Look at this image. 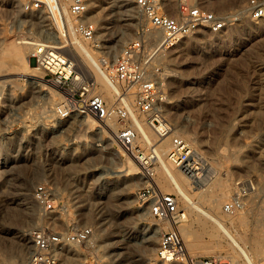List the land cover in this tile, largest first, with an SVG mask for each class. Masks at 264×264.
I'll list each match as a JSON object with an SVG mask.
<instances>
[{
  "label": "rangeland",
  "instance_id": "rangeland-1",
  "mask_svg": "<svg viewBox=\"0 0 264 264\" xmlns=\"http://www.w3.org/2000/svg\"><path fill=\"white\" fill-rule=\"evenodd\" d=\"M95 1L91 17L97 20L99 39L108 47L115 45L112 52L120 51L147 24L134 0L128 4ZM248 1L210 0V9L231 19L221 33L205 29L185 37L159 61L172 102L166 111L169 145L173 136L182 135L207 160L203 176L208 177V187L194 191L191 182V202L220 215L259 264L264 263V18L249 15ZM38 26L36 18L24 13L14 0H0V81L18 77L7 90L0 82V254L23 255L27 261L34 253L32 230L66 231L79 224L93 225L96 234L86 244L64 248L63 256L68 250L73 252L76 264H178L164 262L158 254L161 231L174 223L158 221L147 204L138 201L136 194L145 184L138 161L106 130L101 132L98 122L90 127L77 116L59 124L56 107L63 98L43 69H39L43 79L37 87L17 75L27 69L22 58L29 52L18 40L38 32ZM124 27L129 34H122ZM31 59L37 67L36 58ZM44 92L55 99L52 109ZM104 93L111 95L112 90ZM151 134L156 145L163 141ZM111 147L119 150V166L128 169L130 158L137 162L140 173L116 174L120 167L113 163ZM158 175L163 191H177L163 173ZM248 178L254 186L247 191L243 207L228 214L225 204ZM40 183H48L55 192L56 209L51 212L33 195ZM191 202L181 200L180 206H187L191 214L184 226L177 225L189 253L194 257L221 254L227 260L233 255L238 264H246L216 223L195 210ZM197 219L204 222V228ZM12 231L21 238H9ZM125 231L132 237L128 242L122 238ZM149 240H155L154 249L146 248ZM65 261L62 259L63 264H71Z\"/></svg>",
  "mask_w": 264,
  "mask_h": 264
},
{
  "label": "built area",
  "instance_id": "built-area-1",
  "mask_svg": "<svg viewBox=\"0 0 264 264\" xmlns=\"http://www.w3.org/2000/svg\"><path fill=\"white\" fill-rule=\"evenodd\" d=\"M91 0H17L16 6L36 18L39 31L26 33L28 56L36 58L62 100L56 107L58 118L77 116L94 118L103 129L140 164L145 184L136 197L146 203L151 215L176 226L186 220L177 191H163L157 181L158 149L155 143L142 139L138 120L144 119L156 135H170L166 109L171 96L165 84V69L159 58L177 47L183 38L201 30L219 33L231 20L210 9V0H134L146 26L127 41L120 51L112 52L102 45L98 24L89 17ZM246 10L253 19L264 18V0H249ZM154 34L160 35L156 37ZM91 52L96 58L91 59ZM94 55V54H93ZM87 69H97L99 78ZM112 94H103V80ZM157 130V131H156ZM182 135L172 137L169 159L194 185H200L203 163L207 160ZM250 185H242L224 206L228 214L243 207ZM36 201L46 210L55 207V192L48 183L33 191ZM93 225L73 224L66 231L36 228L31 231L34 253L25 264H63L59 256L68 244L82 245L94 237ZM158 254L167 263L231 264L221 254L192 256L181 232L171 226L160 233ZM1 264V263H0ZM264 264V263H259Z\"/></svg>",
  "mask_w": 264,
  "mask_h": 264
},
{
  "label": "bare ground",
  "instance_id": "bare-ground-1",
  "mask_svg": "<svg viewBox=\"0 0 264 264\" xmlns=\"http://www.w3.org/2000/svg\"><path fill=\"white\" fill-rule=\"evenodd\" d=\"M15 1V3H17V0H14ZM95 1V0H94ZM94 1L93 0H91L90 1V11H89V17L90 18H92L91 16H93L92 15V13H94L95 12V10L93 9V8H91V7H93L92 6V4H95L94 3ZM98 0H96L95 2H97ZM117 1V0H116ZM122 1H124L125 2V4L127 3H132L131 2V0H122ZM121 1V2H122ZM214 1V0H213ZM120 2V1H119ZM211 4V3H210ZM212 5V4H211ZM213 5H214V3H213ZM98 8V7H97ZM215 8V7H214ZM92 9L94 10L93 12H92ZM216 11V10H215ZM217 12V11H216ZM97 14V13H96ZM94 17V16H93ZM234 18V17H233ZM242 18V17H241ZM92 20H94V22H97V20H95L94 18H92ZM100 23V22H99ZM104 23V22H103ZM102 24V23H101ZM233 25V24H232ZM34 26V25H33ZM121 31H123V35H127V34H129V28L128 27H124V30H123V28H121ZM99 32V31H98ZM97 32V33H98ZM221 33V32H220ZM219 34V33H218ZM156 37H159L160 35H158V34H154ZM193 36V35H192ZM20 43H22V44H25L26 46H28L26 43H24V41H21ZM105 43H106V41L104 42H102V45H105ZM23 48H24V46H23ZM110 50L112 51V50H115V45H110ZM25 54V53H24ZM94 54V55H93ZM93 54H92V52H91V59L93 60V59H95L96 58V53H94L93 52ZM32 57H29L28 55H26V56H24V59L22 58V60L25 62V64L24 65H26L27 67V69H25V71L23 70L22 72H20V73H17V75L18 76H24V77H26V80H28L29 81V83H30V85L32 86V87H37V86H39L40 85V83H42L41 81V79H43V77L41 76V74H39L40 73V71H39V67H33V65H32V59H31ZM261 65V64H260ZM262 66V65H261ZM263 67V66H262ZM259 68H261V67H259ZM95 74H96V76L98 75V78H99V71L97 70V69H91ZM174 73V72H173ZM170 75V74H169ZM7 77V76H6ZM18 77H10V78H5V79H3V80H1L0 82L2 83V86H7V88H6V90L8 89V87H9V85H12L13 83H14V80L15 79H17ZM102 80H103V82H102V84H103V94L107 97V96H110V95H108V94H106V93H104V92H110L111 90H112V88H111V86L105 81V79L104 78H101ZM47 87V86H46ZM51 87V86H50ZM47 89H48V87H47ZM53 89V88H52ZM9 91V90H8ZM8 91H7V94H8ZM39 91V90H38ZM0 93H2V92H0ZM6 94V93H5ZM54 94H55V90H54ZM10 95V94H9ZM43 96L47 99V101H46V104L48 105V107L49 108H51V107H53V105H55L56 103H55V99H53V100H51V97H50V99H49V95H48V93L47 92H44L43 93ZM60 96H62V95H60ZM33 97V96H32ZM1 98H3L2 96H1ZM0 98V99H1ZM58 100V99H57ZM4 102V101H3ZM2 102V103H3ZM176 104V103H175ZM264 105V104H263ZM262 106V105H261ZM262 108H264V106H262L261 107V109ZM52 109V108H51ZM170 109V108H169ZM168 110V108L166 109V111ZM264 110V109H263ZM169 111V110H168ZM81 120V119H80ZM57 121H58V123L59 124H63L64 122H65V120H63V119H60V118H57ZM82 121H84L86 124H88L90 127H92V126H95L96 125V123L98 122L96 119H94V118H91V117H87V116H83L82 117ZM99 124V123H98ZM138 124H139V126H140V129H141V133H142V139L144 140V141H146V142H150V143H153L152 142V138H154L152 135L153 134H151L152 132L154 133V135H156L155 134V130H154V128L153 127H151V125L149 124V122H147V121H145L144 119H141V120H138ZM29 125V124H28ZM88 126V127H89ZM99 126V125H98ZM89 127V128H90ZM97 128V127H96ZM150 128L153 130H150ZM94 129V128H93ZM150 131H152V132H150ZM157 131V130H156ZM110 136V135H109ZM108 136V137H109ZM111 137V136H110ZM8 138L10 139L11 138V136H8ZM163 138V141L159 144V145H157V149H158V162H159V165H158V168H157V172H158V174H160V173H163L164 175H165V180H169V181H171L172 182V184L174 185V187H175V189L177 190V192H178V194L180 195V197H181V199H183L184 201H192V196H193V192L191 193V191H190V189H189V187L188 186H191V181H190V179L183 173V171L180 169V168H178L177 166H175L172 162H171V160H169V154H168V152H169V148H170V145H169V141H168V139L170 138V135H168V136H166V137H162ZM108 141V140H107ZM110 141V140H109ZM112 142V141H111ZM156 144V143H155ZM247 145V144H246ZM252 146V145H251ZM191 147H192V145H191ZM85 148V147H84ZM112 148V154H113V156H112V159H113V163L117 166H119L120 164H118V162H116V159L119 157V150H117V148H115V147H111ZM261 151V150H260ZM165 152L167 153V155H168V157L165 155ZM245 153V152H244ZM128 158V157H127ZM128 164H129V166H128V169L126 168H123L122 167V165L121 166H119L120 168H118L117 170L115 169V173L116 174H118V175H127V174H135V175H137V174H139L140 173V170H139V167H138V164H137V162H135L133 159H128ZM209 170V169H208ZM159 171H161L160 173H159ZM113 174V173H112ZM157 174V178H158V175ZM114 176V175H113ZM140 176H141V174H140ZM159 179V178H158ZM168 182V181H167ZM170 182V183H171ZM105 183H107V185H110V182H104V184ZM207 183H208V177L206 176V179L204 178V179H202V182H201V184L200 185H195L194 186V184H193V190L194 191H203L204 190V185H206V187H208L207 186ZM209 183H210V181H209ZM119 184V183H118ZM245 184L247 185H250V187L251 188H253V182L251 181V179H247L246 180V182H245ZM209 185V184H208ZM104 186V185H103ZM111 186V185H110ZM109 186V187H110ZM105 187V186H104ZM104 187H101L100 189H103ZM114 188H116V187H114ZM111 189H112V187H111ZM205 189H207V188H205ZM103 191V190H102ZM223 192V191H222ZM224 193V192H223ZM222 193V194H223ZM13 198V197H12ZM14 199V198H13ZM12 199V200H13ZM11 200V201H12ZM15 200V199H14ZM215 201V200H214ZM213 201V202H214ZM23 202V201H22ZM191 204H193V206H194V208H195V210H197L198 212H200V213H202V214H204L206 217H208L210 220H212L214 223H216V225L218 226V228L222 231V233H223V235L226 237V238H228L229 240L228 241H230L231 242V244H232V246L237 250V252H238V255L240 254L241 256H243L244 258L243 259H245V262H246V264H255L254 263V261H253V259H252V255L250 254V252L246 249V245L245 246H243V242L242 241H240L239 239H238V237L235 235V233H233L232 232V230L229 228V226H227L226 225V223H225V221L223 220V218H221L220 217V215H218L216 212H213V211H211V210H209V209H207V208H205L204 206H203V204L201 205V204H198V202H195V203H192L191 202ZM214 205H216V204H213V206ZM214 208H212V210H213ZM185 214H186V220L188 219V215L189 214H191V212H190V210L188 209V207L186 206V209H185ZM81 215V214H80ZM87 215V214H86ZM79 216V215H78ZM85 216V215H84ZM82 217H83V215H82ZM72 219V218H71ZM87 219V218H86ZM89 219H87V221H88ZM194 220H196V219H194ZM198 221V223H199V225H201V227L202 228H204L203 227V224H202V222H201V220L200 219H197ZM200 220V221H199ZM193 222V221H192ZM196 222V223H197ZM247 222H248V219H247ZM190 223V222H189ZM197 223V224H198ZM204 223V222H203ZM246 222H244V224H245ZM182 224H183V222H182ZM192 224V223H191ZM243 224V223H242ZM187 225V224H186ZM180 226V225H179ZM183 226H184V224H183ZM204 226L206 227V225L204 224ZM174 227L175 228H178L175 224H174ZM200 227V226H199ZM207 228V227H206ZM194 229V228H193ZM195 230V232H196V228L194 229ZM200 231H201V229H200ZM204 231V230H203ZM198 232V231H197ZM214 232V231H213ZM236 232V231H235ZM131 233V232H130ZM209 232H207V234H208ZM215 233V232H214ZM214 233H212L213 234V236H214ZM11 234H13L12 236H9L8 234V236H9V238L11 237V238H14V239H20L21 237L20 236H18V234L16 233V232H14V231H12L11 232ZM96 234V231H95V233H94V235ZM134 234V233H133ZM189 234V233H188ZM210 234V233H209ZM211 234V235H212ZM216 234V233H215ZM190 235H191V233H190ZM210 235V236H211ZM212 236V237H213ZM240 236V235H239ZM215 237H217V236H215ZM7 238V237H6ZM122 238H123V240H126L127 242H128V240L130 239V238H132V237H130L129 235H128V232H124L123 234H122ZM150 238V237H149ZM23 239V238H22ZM93 239V238H92ZM96 239V238H95ZM112 239V238H111ZM185 239V238H184ZM94 240V239H93ZM120 240V239H119ZM122 240V241H123ZM245 240V239H244ZM103 241V240H102ZM23 242V241H22ZM242 242V243H241ZM102 243H105V242H102ZM130 243V242H129ZM145 243V242H144ZM190 243V242H189ZM126 244V243H125ZM153 244H155V240H149V241H147V243H146V248H149L151 245H153ZM192 244H195L194 242L192 243ZM191 243H190V246L192 245ZM105 245H106V243H105ZM109 245V244H108ZM69 246V245H68ZM102 246V245H101ZM155 246V245H154ZM256 246V245H255ZM123 247V246H122ZM152 247V246H151ZM150 247V248H151ZM68 248V247H67ZM145 248V247H144ZM153 249H154V247H152ZM151 248V249H152ZM201 248V247H200ZM206 248V247H205ZM216 248V247H215ZM257 249V248H256ZM68 250V249H67ZM71 250V249H70ZM144 250V249H143ZM146 250V249H145ZM205 250V249H204ZM259 250V249H258ZM147 251V250H146ZM150 251V250H149ZM65 252V250H62L61 251V253H60V258H62V259H65L66 261H67V263L68 262H71V264H73L74 262H75V260L77 259V258H75V254L73 253V252H71V251H69L68 250V254L67 255H65V257L63 256V253ZM261 252V251H260ZM66 253V252H65ZM73 253V254H72ZM121 253V252H120ZM229 255V254H228ZM237 255V254H236ZM152 256V255H151ZM229 257V256H228ZM29 258V257H28ZM27 258V259H28ZM61 259V260H62ZM149 259V258H148ZM25 261H26V259L24 258V256L23 255H19V256H16V255H12V254H7V253H1L0 254V263L1 264H24L25 263ZM65 261V262H66ZM228 261L231 263V264H238V262H237V260L234 258V256L233 255H231L230 257H229V259H228ZM77 262V261H76ZM74 264H76V263H74ZM85 264H90V263H85Z\"/></svg>",
  "mask_w": 264,
  "mask_h": 264
}]
</instances>
